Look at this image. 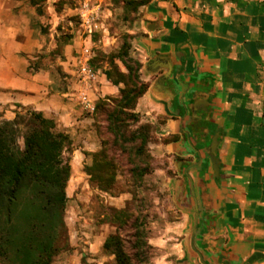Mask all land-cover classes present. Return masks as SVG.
<instances>
[{"label":"crops","instance_id":"1","mask_svg":"<svg viewBox=\"0 0 264 264\" xmlns=\"http://www.w3.org/2000/svg\"><path fill=\"white\" fill-rule=\"evenodd\" d=\"M15 1L0 0V121L31 109L65 133L78 129L87 120L83 101L93 106L118 88L100 72L83 76V46L75 51L71 41L54 65L31 67L45 40L32 27L34 10ZM141 14L149 32L135 49L148 89L136 111L165 116L174 133L204 118L218 136L217 172L206 145L172 146L193 159L184 169L181 217L156 245L176 240L172 255L199 253L206 264H264V0H146ZM174 97L183 117L172 110ZM195 221L196 249L185 248Z\"/></svg>","mask_w":264,"mask_h":264},{"label":"rangeland","instance_id":"2","mask_svg":"<svg viewBox=\"0 0 264 264\" xmlns=\"http://www.w3.org/2000/svg\"><path fill=\"white\" fill-rule=\"evenodd\" d=\"M139 1L16 0L18 9L27 12L34 10L30 14L32 27L45 40L43 49L36 54L38 60L31 61V67L38 69L54 65L61 56V49L71 41L75 43V51L79 45L83 46V52L85 49L88 51L84 62L91 70L102 74L114 67L122 74H127L117 57L125 50L128 58L138 62L137 76L148 89V83L142 79V64L135 49L136 41L143 40L149 32L140 24L142 14H139L144 4L139 5ZM128 2L131 3L128 5ZM75 51L73 56L78 54ZM115 87L118 92L106 98L118 97L124 84ZM95 104L92 111L85 109L82 116L87 120L78 129L65 133L55 128L57 132L69 136L71 145L62 155L63 160L70 165V177L65 189L68 199L63 213L65 229L59 228L57 231L51 264H117L112 250L104 249V242L113 235L122 239L130 238L134 232L133 226L139 222L143 224L148 247L147 264H199L196 255L191 258L172 255L175 247L171 244L176 240L156 245L164 237L166 226L176 223L181 217L182 192L187 181L182 164L183 160L189 164L193 157L184 159L172 146L188 142L179 133L171 132L166 126L168 118L161 115L156 117L153 113H138L136 105L134 113L139 121L130 124L129 130L131 132L141 126L149 128V141L143 152L150 158L149 174L134 179L130 171L136 164V161H131L135 159L133 152L117 148L113 150L119 162L114 183L110 187L100 188L90 181L86 168L92 165V154L102 149V140L111 141L112 136L105 132L103 121L97 119ZM26 111L33 110L21 109L16 112ZM19 145L22 146L21 139ZM189 148L185 150L183 147V151L190 153L192 147ZM209 152L210 148L205 151L207 154ZM123 210L128 219L126 224L121 225L113 220L112 215ZM2 227L3 222L0 221V231ZM186 233L191 240L188 239L185 248L192 245L196 249L194 238L197 233L193 227ZM172 234L176 239L182 237ZM5 237L6 233L0 232V240L3 241ZM133 241L130 240L131 244ZM126 251L131 253L135 249L129 244L126 245ZM0 264H16L12 251L6 250L5 254H0Z\"/></svg>","mask_w":264,"mask_h":264},{"label":"trees","instance_id":"3","mask_svg":"<svg viewBox=\"0 0 264 264\" xmlns=\"http://www.w3.org/2000/svg\"><path fill=\"white\" fill-rule=\"evenodd\" d=\"M145 3L146 0L138 2L139 5ZM117 57L127 74L114 67L102 74L112 86L123 83L124 88L119 90L116 98L98 100L94 109L112 140H102V149L92 154V165L86 168L90 181L100 188L114 183L119 167L114 149L133 152L135 159L131 161L136 164L130 171L134 179H140L150 171V158L143 153L149 141V128L141 126L129 130L130 124L139 121L134 110L146 93L147 85L137 76L138 62L128 58L125 50ZM172 110L179 117L185 115L184 106L177 97L172 100ZM209 124L202 119L193 127L197 131L207 129L212 136L217 128ZM55 128L53 119L35 111L16 112L12 120L0 121V221L4 226L0 232L6 233L5 239L0 240V254L12 251L16 264H51L57 231L65 229L63 213L68 199L65 189L70 165L62 155L69 149L71 140ZM20 139L22 146L19 145ZM204 145L207 143H198V149ZM202 167L206 169L207 166ZM125 213V210L119 211L112 218L121 225L126 224L128 216ZM142 225L139 222L133 226L130 238L113 235L104 242V249L112 250L117 264H147L148 247ZM129 244L135 251H126Z\"/></svg>","mask_w":264,"mask_h":264},{"label":"flooded vegetation","instance_id":"4","mask_svg":"<svg viewBox=\"0 0 264 264\" xmlns=\"http://www.w3.org/2000/svg\"><path fill=\"white\" fill-rule=\"evenodd\" d=\"M203 120H205L203 118ZM193 123H191L189 126H184L182 128L179 129L178 133L180 134V136L186 141L187 139H190L193 143H194V147L196 148V150L199 151L198 149V142H200V140H202L205 136L208 137V135H206L208 132L207 129H202V130H196L194 127H193ZM214 135L216 134H213L212 136H210V140L208 141L207 145H206V150L209 149L210 147V144H211V141H212V138L214 137ZM217 143H218V136H217ZM209 155V154H208ZM212 164V163H211ZM183 169H185L187 167V164H183ZM202 172H203V169H201ZM200 170V171H201ZM203 173H200V179H201V175ZM188 181V180H187ZM186 181V185L188 186V182ZM201 183H204V181H201ZM199 224L197 225L196 227V233L199 231ZM204 261V260H203ZM204 263H206L204 261Z\"/></svg>","mask_w":264,"mask_h":264},{"label":"water","instance_id":"5","mask_svg":"<svg viewBox=\"0 0 264 264\" xmlns=\"http://www.w3.org/2000/svg\"><path fill=\"white\" fill-rule=\"evenodd\" d=\"M209 148H210L209 157H210V160L212 163V167H213L214 171L217 172L218 171V160L215 156L216 155V148H217V135H214V137L212 138V141H211ZM195 217H196V221H197L198 215L196 214ZM196 221L194 222L193 231H195ZM198 256H199L200 262L202 264H206L202 260V257L199 253H198Z\"/></svg>","mask_w":264,"mask_h":264},{"label":"built area","instance_id":"6","mask_svg":"<svg viewBox=\"0 0 264 264\" xmlns=\"http://www.w3.org/2000/svg\"><path fill=\"white\" fill-rule=\"evenodd\" d=\"M87 52L88 51L85 49V51L83 52V54L86 55ZM80 73L83 76H85V77H87L89 79H92L95 76V72L93 70H91L84 61H83V64L81 65V67H80ZM83 104H84V107H85L86 110H90V111L93 110V106H90L88 102L83 101Z\"/></svg>","mask_w":264,"mask_h":264}]
</instances>
